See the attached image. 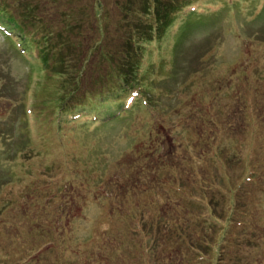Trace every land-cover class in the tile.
I'll use <instances>...</instances> for the list:
<instances>
[{"label": "rangeland", "instance_id": "rangeland-1", "mask_svg": "<svg viewBox=\"0 0 264 264\" xmlns=\"http://www.w3.org/2000/svg\"><path fill=\"white\" fill-rule=\"evenodd\" d=\"M24 1L49 29L74 10L94 33L97 0ZM100 1L113 53L144 0ZM183 2L194 4L146 47V104L96 123L59 127L58 81L0 30V264H264V0ZM116 74L97 55L80 86L93 97Z\"/></svg>", "mask_w": 264, "mask_h": 264}, {"label": "trees", "instance_id": "trees-1", "mask_svg": "<svg viewBox=\"0 0 264 264\" xmlns=\"http://www.w3.org/2000/svg\"><path fill=\"white\" fill-rule=\"evenodd\" d=\"M128 1L134 4L137 0ZM128 1L125 3L127 10L125 8L119 10L124 11L127 17H131L133 11L130 13L128 10L131 7ZM93 3L94 22H91V26L94 33L91 35L89 31L88 34L82 31L83 24L81 22L74 21V10H71V13L69 11L58 13L62 16L56 24L57 31H54L48 28V24L40 16L39 12L41 10L37 5H32L24 0H0V30L3 35L6 39L11 40L12 45L20 55L31 56L32 52L37 50L38 53L34 54L35 56L39 54L37 60L42 61L41 69L46 72L42 75L43 78L47 80L54 78L58 81L57 97L52 96L49 102L51 103L50 108L58 112L56 113V119L59 122L57 124L59 127L64 118L69 116H75L74 121L87 118L95 123L100 120L102 122L108 118L106 116L107 112V115H110L113 112L124 111V106L132 98H146V90L149 88L148 83L145 77L138 76L139 72L144 71L142 64L145 63L146 47L154 41L153 45L160 46L166 32L174 22L175 15L184 7L188 8L194 4L189 2L181 4L180 0H144L143 8L138 11L137 16L123 25L125 36H122L121 46L116 47V51L113 53H106L105 48L101 45V38L105 37L110 31L106 26V22L104 23L103 20L99 19L103 4L100 0ZM17 13H21L20 18ZM21 17H23L25 24L21 21ZM37 22L42 25L40 29L34 30L38 31V35L34 36L31 35L26 26L31 27L33 23ZM117 28L118 26L115 29L117 30ZM96 38L100 39H97V43L94 42L90 46L89 51L77 52L87 41V43H91ZM71 49L73 52L69 53ZM97 55L102 60L114 62L117 67V74L113 75L115 85L112 90L97 93L92 97L91 94L85 92L80 83L84 79V74H86L88 62ZM82 90L85 92L83 99H77V94ZM52 95H54V92ZM115 95L123 97L122 106H120V98L114 101L110 100L111 96ZM118 101H120L119 104ZM114 102L117 104L114 107L112 106L109 111H102L106 103ZM91 108L95 112L94 114L90 113L93 112L90 111ZM129 108L127 111L131 110ZM85 122L90 123L89 121ZM172 224L176 229L182 230L183 224L180 222L169 221V225Z\"/></svg>", "mask_w": 264, "mask_h": 264}]
</instances>
